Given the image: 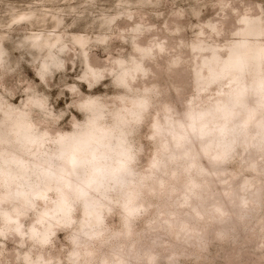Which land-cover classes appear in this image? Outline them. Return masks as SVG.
Here are the masks:
<instances>
[{
	"label": "rangeland",
	"instance_id": "obj_1",
	"mask_svg": "<svg viewBox=\"0 0 264 264\" xmlns=\"http://www.w3.org/2000/svg\"><path fill=\"white\" fill-rule=\"evenodd\" d=\"M247 21L264 0H0V264H264V55L227 66Z\"/></svg>",
	"mask_w": 264,
	"mask_h": 264
},
{
	"label": "bare ground",
	"instance_id": "obj_2",
	"mask_svg": "<svg viewBox=\"0 0 264 264\" xmlns=\"http://www.w3.org/2000/svg\"><path fill=\"white\" fill-rule=\"evenodd\" d=\"M25 17H28V16H25ZM239 33L241 35L242 34L244 35H242V37L240 38L241 40L238 42L239 45L230 50L228 59H227V62H228L227 66H231L232 68L237 69L239 71L244 70L246 68H250V66L253 68V70H256L259 67L261 57L264 55V45L255 44L254 42L251 41V39H257L258 36L264 33V29L259 24L255 23L254 21H247L245 24V28H243L242 31ZM50 36L51 35L47 33H38V34L31 36V38L33 39V43L40 41V42H43L42 44H46L47 46H49V45H53V41H51L52 36L51 37ZM53 38H54L53 40L55 41L58 38V36H54ZM79 41L82 43L84 42L81 39ZM0 53H1V49H0ZM236 101L242 102V99L240 98V96L237 95L234 97L233 102L235 103ZM227 113H230V111L228 110ZM198 116L199 114L194 115L193 117L197 118ZM92 124L93 123L91 122L90 127L87 128L86 130H83V132L80 134L79 137H75V136L73 137L72 142H71L73 146L72 147L73 158L75 156L79 157L83 154L82 145L84 144L88 145L94 142L95 140H97V138H94V136L92 135L94 132H99L98 133L99 138L107 135V133L104 130L97 129V124L96 126ZM16 127L22 131H26L25 125L23 124L21 118L17 120ZM99 145H102V143H100ZM209 145H211V143H208L207 146ZM125 148H126L125 142L123 140H120L114 147H108L107 149H103L99 147L95 148L94 154L102 157V159L105 160L106 162H110L111 157H113L116 162H119L120 161L119 158L121 156H124ZM62 149L60 151H62ZM2 164L5 165V163H2ZM73 167L76 168V165H74ZM16 168L17 169L14 171V174L16 175H22V176L31 175L30 172L26 171V168L23 164L17 165ZM48 181L49 179H45L46 184H48ZM102 182H105V180H100V179L98 180V183H102ZM98 212H99L98 208L95 207L92 209V211L89 214L90 215L93 214L94 219H97Z\"/></svg>",
	"mask_w": 264,
	"mask_h": 264
}]
</instances>
